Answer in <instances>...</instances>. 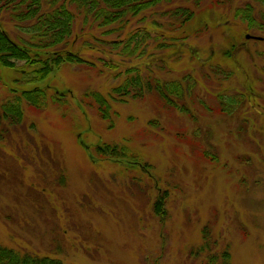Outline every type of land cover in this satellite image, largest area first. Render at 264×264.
<instances>
[{"label":"rangeland","instance_id":"obj_1","mask_svg":"<svg viewBox=\"0 0 264 264\" xmlns=\"http://www.w3.org/2000/svg\"><path fill=\"white\" fill-rule=\"evenodd\" d=\"M213 1L171 49L155 47V36L169 42L164 6L162 17L145 13L130 26L161 24L138 56L113 47L117 35H110L103 53L97 39L74 44L85 45L82 55L97 67L65 62L37 84L21 81L25 61L15 69L0 65V106L23 90L48 87L45 110L23 104L15 128L6 121L7 132L0 124L1 246L65 264H208L212 256L221 263L225 250L230 264H264V39L243 40L234 61L231 56L245 34L264 38V32L234 16L255 0ZM106 59L126 64L112 69ZM136 61L149 62L143 67L150 76L193 84L185 97L193 117L147 98L117 101L112 88L125 78L123 65ZM92 92L110 102L111 119L100 118L85 95ZM238 93L244 105L231 114L218 111L220 99ZM55 94L61 104L53 103ZM100 145L136 158L101 157ZM161 196L163 219L154 210Z\"/></svg>","mask_w":264,"mask_h":264},{"label":"trees","instance_id":"obj_2","mask_svg":"<svg viewBox=\"0 0 264 264\" xmlns=\"http://www.w3.org/2000/svg\"><path fill=\"white\" fill-rule=\"evenodd\" d=\"M210 0H0V65L6 68H16V61H25V73L21 78L23 83L37 84L48 78L50 74L59 70L65 62L76 63L83 68L97 67L98 63L93 59H86L82 55L85 45L74 47L80 38L97 39L100 42L99 51L103 53L101 46L109 42L108 36L117 35L111 45L115 48L123 46L122 53L126 56H138L143 53V48L150 32L161 29V24L156 22L153 28L148 26H137L130 29L136 19L145 13L153 16H166V24L163 27L169 31V42L162 44L156 42L159 38L155 36L156 48H174L179 39H184V35L193 32L190 26L206 11V7L200 8ZM256 5L249 2L237 7L234 16L247 23V28L257 29L264 32V0H255ZM220 4V0H214L209 5ZM166 10L163 13V8ZM212 7V6H209ZM161 10V11H160ZM199 10V11H196ZM162 12V14L160 13ZM221 19L223 17L221 16ZM220 19V21H221ZM203 22V21H202ZM204 26L206 22H203ZM232 21L226 20L230 25ZM11 25L16 32L12 35L9 31ZM79 26V27H78ZM218 26L220 24L218 23ZM95 30V32H94ZM97 30L102 31L97 35ZM179 33L180 36L175 34ZM141 35V37H140ZM165 35V36H166ZM124 36L123 38H121ZM181 37V38H179ZM73 38V40H72ZM157 43V44H156ZM167 45V46H166ZM236 47V46H235ZM234 47V48H235ZM92 51L93 49L89 47ZM234 50V49H233ZM232 50V52H233ZM231 52V56L233 57ZM229 55V52H225ZM106 65L112 69L119 68V65L126 64L118 62L115 65L113 60H107ZM149 62L136 61L125 66V78L123 82L112 88V92L120 97V102H125L126 98L132 99H151L157 101L161 107L170 112L174 109L184 112L193 117L185 97L190 94V88L185 86L182 81H166L158 77L148 75L143 65ZM217 72L218 68L213 67ZM212 69V70H213ZM32 70V71H30ZM249 81H247V87ZM250 86V85H249ZM48 87H35L23 90L19 95L15 94L12 99L6 100L0 106V124L8 132V125L14 128L23 118V104L35 110H45L48 103ZM61 95H65L61 93ZM55 94L53 103L61 104L59 101L62 96ZM97 108L100 118L111 119V104L100 92L85 94ZM223 94H219L221 98ZM218 111L226 114L233 113L236 108L245 104L243 93L227 97L221 100ZM8 121V125L6 123ZM96 151L101 157L116 158L121 155H129L135 159L134 154L127 151L121 152L117 145H100ZM204 157L217 160L216 156L206 152ZM163 199L161 196L154 203V210L163 219L166 210L163 209ZM204 239L209 244L208 230L204 228ZM206 244L200 249L203 251ZM223 258L221 263L216 262V256H212L208 264H230L229 251L225 250L220 255ZM0 264H65L63 260L48 255H41L25 249H15L0 245Z\"/></svg>","mask_w":264,"mask_h":264},{"label":"flooded vegetation","instance_id":"obj_3","mask_svg":"<svg viewBox=\"0 0 264 264\" xmlns=\"http://www.w3.org/2000/svg\"><path fill=\"white\" fill-rule=\"evenodd\" d=\"M246 41V40H244ZM243 39L237 44V46L234 48L233 52H232V55H233V60L235 59L234 55L236 53V51L238 50V48H241L240 46L241 45H244V42ZM243 42V43H242ZM240 68H242V66H240L238 63H236Z\"/></svg>","mask_w":264,"mask_h":264},{"label":"water","instance_id":"obj_4","mask_svg":"<svg viewBox=\"0 0 264 264\" xmlns=\"http://www.w3.org/2000/svg\"><path fill=\"white\" fill-rule=\"evenodd\" d=\"M245 38L246 39H259V40H262V39H264L262 36H258V35H253V34H250V33H247L246 35H245Z\"/></svg>","mask_w":264,"mask_h":264}]
</instances>
